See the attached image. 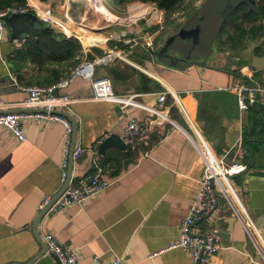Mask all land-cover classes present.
Masks as SVG:
<instances>
[{"label":"crops","instance_id":"crops-1","mask_svg":"<svg viewBox=\"0 0 264 264\" xmlns=\"http://www.w3.org/2000/svg\"><path fill=\"white\" fill-rule=\"evenodd\" d=\"M76 1L25 0V4L50 10L53 24L49 27L81 41L84 57L90 54L87 61L117 50L110 63L95 66L94 76L108 77L113 93L122 100L131 98L134 104L95 101L90 82L79 77L57 90L58 95L71 100L61 112L76 124L75 146L84 149L82 157L72 163L73 180L93 175L98 165L108 186L81 207H67L42 217L37 225L41 242L32 228L42 198H53L62 188L64 129L58 123L24 122L23 143L0 129V264H59L47 249L41 254L43 238L48 234L74 248L79 264H92L94 258L105 263L120 258L126 264H190L186 252L166 248L177 239L180 222L189 212L204 173V163L193 144L196 133L226 164L247 165V170L234 179L264 244V119L255 116L256 111L264 114V104L257 100L248 110H239L237 90L252 84L251 78L260 85L264 83L262 72L251 66L254 58L255 65L261 64L264 38L247 36L235 49L219 44L217 30L208 57L185 69L168 68L156 53L182 27L187 11L199 7L200 2L189 5L178 18L173 15L171 23L160 13L162 20L156 29L146 22L135 23L143 16L127 13L128 21L122 25L126 30L120 29L112 40L97 46L99 53H91L84 36L92 34L74 31L87 29V24L82 25L85 12L81 15ZM130 3L115 6H122L124 13L129 7L142 11L147 6ZM167 26L173 31L157 45L160 31ZM147 37L150 47L144 44ZM16 49L15 42L5 35L0 42L3 112L27 110L21 105L28 95L21 88L51 87L69 77L84 60L75 68L63 64L40 69L27 63L17 81L9 62ZM162 95L165 100L158 116L152 110L159 108ZM131 119L148 138L137 140L133 147L125 145L124 150L107 148L104 155H99V146L108 136L122 140ZM213 227L220 232V248L207 264H263L254 234L247 232L222 198H218L215 211L193 231L202 234Z\"/></svg>","mask_w":264,"mask_h":264},{"label":"built area","instance_id":"built-area-1","mask_svg":"<svg viewBox=\"0 0 264 264\" xmlns=\"http://www.w3.org/2000/svg\"><path fill=\"white\" fill-rule=\"evenodd\" d=\"M201 0H184L183 6L196 5ZM111 9V8H110ZM112 10V9H111ZM32 12L43 22L51 26L53 20L51 12L48 9H42L41 6L33 7L30 4L22 6L9 7L0 11V42L7 35V30L3 23L6 14H24ZM159 12V11H158ZM160 14V13H159ZM175 18L180 16V12L174 14ZM143 18V17H142ZM141 18V19H142ZM157 18V20H156ZM155 23H161V16H155ZM150 27L152 25L146 21ZM150 37L146 38L145 45L150 47ZM25 40L16 41V48H20ZM117 50H110L104 57L96 58L92 61H86L80 64L75 71L67 78L51 87H26L21 88L27 93V99L21 105L27 110H37L35 112H19L0 114V129L7 131L16 142L26 141L24 122L44 121L48 123H58L63 129V149L60 162L61 184L68 181L67 187L59 198L48 208L45 215L61 211L67 207H81L87 200L101 194L108 186V183L102 179L103 168L96 165L95 172L74 181L68 174L69 150L72 138V126L70 121L54 112H61L66 108L71 100L67 95L54 94L55 91L65 88L75 78H82L90 82L93 90V100L104 102H123V105H132V99H121L117 97L111 86V80L108 77L97 78L94 76L95 66L98 64H108L115 56ZM252 79L249 86L239 87L238 90V108L241 111L248 110L257 100L264 104V87ZM165 96L158 99L159 108L152 110L158 116H161L160 106L163 104ZM5 104L0 100V111L4 110ZM147 134L141 132L135 120L131 119L125 127L122 140L125 145L134 146L137 140H146ZM196 142H193L200 153L204 163V173L199 184V188L193 200L191 201L188 214L181 220L179 234L174 242H171L167 250H181L186 252L190 258V264H207L209 258L216 254L220 248V232L217 228H210L205 233H195L194 227L205 217L210 216L216 209L218 198L225 200L229 208L235 213L236 217L243 224L247 232L256 233L254 223L250 220L247 209L241 199L238 191L232 184L231 179L243 174L247 170V165L242 163L226 164L224 158L216 157L212 154L208 144L202 137L196 133ZM84 149L75 146L71 155L72 163L77 162L83 155ZM51 197H44L39 203V213L49 204ZM44 215V216H45ZM47 252L51 254L59 264H79L76 250L68 245L59 243L56 238L48 234L43 238ZM92 264H126L120 258H114L110 262H102L99 258H94Z\"/></svg>","mask_w":264,"mask_h":264},{"label":"water","instance_id":"water-1","mask_svg":"<svg viewBox=\"0 0 264 264\" xmlns=\"http://www.w3.org/2000/svg\"><path fill=\"white\" fill-rule=\"evenodd\" d=\"M215 8H205L206 3L202 7V14H196L178 30V32L169 38L164 46L156 53L157 59L165 64L168 68L174 69H185L187 66H190L194 61L205 59L210 53V44L214 41L215 32H219L221 25L227 19V16L233 12L236 8L241 6L243 3L248 5L250 10L255 11V2L254 0H214ZM202 4V5H203ZM220 4V6H219ZM201 5V6H202ZM219 6V7H218ZM204 10V12H203ZM3 23L7 30V34L11 41H21L25 40L28 34H34L46 27H49L32 12H27L24 14H6L3 18ZM217 32V33H218ZM197 49V50H196ZM255 58L252 63V68L256 72H262L264 75V56L261 60L260 66L255 65ZM12 78V75H11ZM4 81V79L2 80ZM260 84V82H259ZM57 94V91L54 92ZM37 110H15L16 113L19 112H35ZM14 112H3L0 111V114H7ZM56 114L66 117L72 124V138L71 145L69 150V165H68V174H71V155L75 147V138L77 127L73 120L64 112H54ZM117 148L120 150L125 149V144L123 141L116 135L108 136L102 144L99 146L98 154L104 155V151L107 148ZM68 181L62 186L61 190L56 196L51 198L49 204L42 210L37 216L33 224V233L36 238L40 241L37 235V225L39 221L44 217L48 208L59 198L67 187ZM41 242V241H40ZM43 243V242H42ZM43 252L46 251V246L43 243L42 245ZM40 254V255H41Z\"/></svg>","mask_w":264,"mask_h":264},{"label":"trees","instance_id":"trees-1","mask_svg":"<svg viewBox=\"0 0 264 264\" xmlns=\"http://www.w3.org/2000/svg\"><path fill=\"white\" fill-rule=\"evenodd\" d=\"M47 2L48 0H39ZM119 5L127 2H141L143 4H154L155 7L164 15V19L170 21L177 12L184 13L189 6H183L184 0H115ZM255 11L250 10L248 5L242 4L231 12L221 25L217 40L222 46L232 45L233 48H240L247 36L254 37L259 35L264 38V0H254ZM25 0H0V11L12 6H22ZM261 22L257 25V22ZM90 43V42H88ZM91 46V44H88ZM99 53V50H96ZM83 56V48L75 38H67L62 34H57L50 27L28 34L20 48L13 51L9 62L15 68L17 81L20 79L21 69L29 63L40 69L49 66H61L68 64L75 68ZM90 59V56L87 57ZM255 116L258 120L264 119L261 111H256Z\"/></svg>","mask_w":264,"mask_h":264},{"label":"rangeland","instance_id":"rangeland-1","mask_svg":"<svg viewBox=\"0 0 264 264\" xmlns=\"http://www.w3.org/2000/svg\"><path fill=\"white\" fill-rule=\"evenodd\" d=\"M98 1H101V0H98ZM105 1V4H106V6L108 7V8H115V12H109L110 13V19H112L111 20V22H110V25H107L106 26V24L107 23H104L105 21L104 20H102V19H104V18H106V12H103V11H100L99 10V12L98 11H96V9H98L99 8V6L97 7V6H94V5H92V4H87V9H85V1L84 0H78V1H76V2H78L77 4H78V6L79 7H77V8H79L78 10L79 11H82L81 12V15H83V12H85V18H84V22L82 23V25H85V24H87V29H84V28H82V27H80V28H82V29H74V31H76V33L77 32H80V33H83V34H85L86 32H88L89 34H92V35H85L88 39H90V40H100V38L101 37H104L105 38V42L107 41V42H109L108 40L109 39H111L112 40V38H111V36L112 35H114L116 32H118L120 29H125L126 30V28L124 27V26H122V25H125V23L128 21H124V19H125V16H126V14L127 13H132L133 12V16H137V15H135L136 13H135V11L136 10H129L128 9V11L127 12H125L124 13V11H125V9H123L122 8V6H115V4H116V2H115V0H104ZM135 3V2H134ZM206 3L207 5L205 6V8H204V10L206 9V8H208V10L209 9H211V8H215V2H214V0H201V4H200V6L199 7H192L190 10H188L187 11V13L185 14V16H183L184 18H185V20H184V22H183V24H182V26L187 22V20L188 19H190L191 17H193L194 15H196V14H202V7L204 6V4ZM131 4H133L132 2L129 4V5H131ZM203 4V5H202ZM143 5H147L146 6V10L147 9H149L150 10V8H151V13H149L147 16H145V17H143L142 19L140 18V19H138L137 21H135V23H137V24H139V23H141V22H148L149 24H151L152 23V25L150 26V28L151 27H153V28H155L156 26H158L159 24H157V23H155V19H154V17L155 16H159L160 17V12H158V9H156V7L155 6H153V5H151V4H143ZM202 5V6H201ZM93 6H94V8H93ZM219 6H220V4H219ZM218 6V7H219ZM97 7V8H96ZM92 8V9H91ZM96 8V9H95ZM94 10V11H93ZM204 10H203V12H204ZM100 12H103V13H100ZM100 13V14H99ZM80 15V16H81ZM95 15V16H94ZM99 15V16H98ZM121 17V18H123L122 20L121 19H118V21H119V23H114V20L117 22V20L115 19L116 17ZM101 20H100V19ZM75 19V21H76V23H79V24H81V21H80V19H76V18H74ZM156 20H157V18H156ZM121 21L124 23H121ZM143 25H144V23H143ZM84 29V30H83ZM156 29V28H155ZM176 29V28H175ZM173 30H170L169 29V26H167V27H164V29L162 30V31H160V33H159V35H158V38H157V41H156V44L158 45H160V44H162L163 42H164V39H166L167 38V35H169V33H171ZM97 35V36H96ZM100 36V37H99ZM83 39V38H82ZM81 42V41H80ZM81 44V43H80ZM88 44H91V43H86V45L88 46ZM81 46H82V44H81ZM91 53H94V50H101L100 48H98L97 46H92V44H91ZM197 50V49H196ZM104 51V50H103ZM88 56H90V54L89 53H87L86 54V58L84 57V54H83V56L81 57V60H80V62L82 61V59H84L82 62H86L87 60H89V59H87V57ZM262 87H264V83H262V85H261ZM231 181H232V184H233V186L235 187V189L237 190V183L235 182V179L234 178H232L231 179ZM239 193V192H238ZM240 195V194H239ZM240 197H241V199H242V196L240 195ZM254 234V236H255V238L257 239V242H258V244H257V246L259 247V250L261 251V253H262V256H263V258H264V244L262 243V242H260L261 241V239H262V241H263V238H262V236H257V232L256 233H253ZM259 234V233H258ZM261 239H260V238ZM263 264H264V260H263Z\"/></svg>","mask_w":264,"mask_h":264},{"label":"bare ground","instance_id":"bare-ground-1","mask_svg":"<svg viewBox=\"0 0 264 264\" xmlns=\"http://www.w3.org/2000/svg\"><path fill=\"white\" fill-rule=\"evenodd\" d=\"M85 2L87 3V4H92V5H94V6H99V8L98 9H96V11H98L99 12V10L100 11H103V12H106V18H104V19H102V20H104L105 21V23H107L106 24V26L107 25H110V22H111V20L112 19H110L111 17H110V13L109 12H114L113 10H111L110 8H108L107 6H106V4H105V1L104 0H101V1H98V0H85ZM94 6H93V8H94ZM138 7H139V5H138ZM140 7L142 8L143 6L142 5H140ZM92 9V8H91ZM129 10H136L135 11V15H137L138 17H140V16H143V17H145V16H147L150 12H151V10H149V9H143L142 11H140V10H138V9H136V7H129ZM94 11V10H93ZM103 12H100V13H103ZM99 13V14H100ZM95 16V15H94ZM99 16V15H98ZM100 19V18H99ZM116 20H117V22L114 20V23H119V21H118V19H123V18H121V17H116L115 18ZM101 20V19H100ZM124 21H126L125 19H124ZM121 23H123L122 21H121ZM78 33V32H77ZM84 42H85V44L87 43V42H90L91 44H92V46H102L103 44H104V42H105V40L103 39V38H100V40H90V39H88L86 36H84Z\"/></svg>","mask_w":264,"mask_h":264}]
</instances>
